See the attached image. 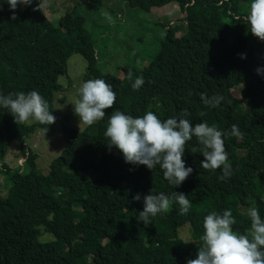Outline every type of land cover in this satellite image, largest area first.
<instances>
[{
  "label": "trees",
  "instance_id": "1",
  "mask_svg": "<svg viewBox=\"0 0 264 264\" xmlns=\"http://www.w3.org/2000/svg\"><path fill=\"white\" fill-rule=\"evenodd\" d=\"M43 1L18 6L13 20L7 0H0V94L36 90L53 114L54 96L65 87L59 78L77 54L86 63L84 80L111 84L116 103L92 126L63 125L65 146L45 174L25 140L38 129L51 132L53 123L17 124L0 107V172L7 182L5 195L0 191V264H187L196 258L203 218L211 211L230 209L237 221L233 229L241 234L250 231L251 223L242 207H256L264 218V41L252 35L245 20L251 0H171L184 11L183 22L158 18L164 34L156 50L147 62V56L141 57L146 62L141 67L122 66L120 75L102 70L98 40L86 29L79 4L53 23ZM166 1L131 0L135 6L130 8L149 12ZM129 71L134 78L144 77L139 90L132 89ZM201 93L224 100L208 107ZM185 109L193 124L207 122L226 132L237 120L242 135L224 141L233 171L228 180L218 179L220 169L201 167L204 157L195 137L182 157L193 172L179 186L169 185L159 166L151 170L126 163L116 147L107 145L104 132L116 110L133 117L153 111L163 120ZM13 140L20 142L25 157L23 171L4 161ZM81 166L91 172L87 179L78 172ZM161 192L184 193L191 201L188 213L181 215L173 203L171 211L152 217L151 223L138 221L143 197ZM137 193L139 201L133 199ZM186 223L188 243L179 236Z\"/></svg>",
  "mask_w": 264,
  "mask_h": 264
},
{
  "label": "clouds",
  "instance_id": "2",
  "mask_svg": "<svg viewBox=\"0 0 264 264\" xmlns=\"http://www.w3.org/2000/svg\"><path fill=\"white\" fill-rule=\"evenodd\" d=\"M7 4L12 10L10 19L15 20V9L21 5H31L32 0H7ZM102 15L108 22L114 23L110 13L104 11ZM245 20L252 35L264 41V0H251ZM239 55L244 58V54ZM260 71L257 69L258 73ZM127 79L133 81V90H139L145 83L143 76L134 78L132 71L128 72ZM200 98L208 107H219L224 100L219 94L208 96L201 93ZM115 103L116 93L111 84L101 78L90 79L79 88L74 113L79 116L80 123L92 126L103 120L105 109L113 108ZM0 107L7 109L17 124L34 121L47 126L56 120L48 101L36 90L0 94ZM189 116L186 109L178 117L163 120L153 111L133 117L116 110L108 119L104 136L109 148L116 147L126 163L144 165L151 170L159 166L171 186L181 185L193 172L191 167L185 166L182 157L187 142L195 137L200 145L199 152L204 157L201 167L210 171L220 169L222 174L218 179L228 180L233 171L224 141L227 136H241L239 126L233 124L231 130L226 132L207 122L193 124L187 118ZM46 131L47 127L44 129ZM196 151V148L192 149L193 153ZM133 199L139 201L140 194H135ZM143 201L144 207L137 219L145 225L151 223L152 217L171 211L173 203L179 205L181 215L187 214L191 208V201L181 192H172L171 195L150 193L143 197ZM246 215L250 218V231L241 234L233 229L237 221L230 209L207 214L203 218L202 244L198 247L196 258L189 259L187 264H264V218L256 207H250Z\"/></svg>",
  "mask_w": 264,
  "mask_h": 264
},
{
  "label": "rangeland",
  "instance_id": "3",
  "mask_svg": "<svg viewBox=\"0 0 264 264\" xmlns=\"http://www.w3.org/2000/svg\"><path fill=\"white\" fill-rule=\"evenodd\" d=\"M98 2V3H96ZM79 4L78 13L85 18V27L98 40L101 68L104 72L120 75V68L125 65L141 67L145 64L150 53L156 47L164 34L160 21H169L177 24L183 22L184 11L174 1H166L161 6H155L149 12L144 10H133L131 0H44L42 8L45 16L57 23L58 19L74 4ZM134 4H136L134 2ZM249 10V9H248ZM104 11L111 14L114 23L102 15ZM159 18V19H158ZM182 32H178V35ZM141 55V56H140ZM146 62L141 61V57ZM140 56V57H139ZM86 74V63L80 55H72L67 62V73L59 78V83L65 86L55 94L53 101V115L56 117L51 132L36 130L26 138L25 144L37 153V168L42 173H47L49 165L65 146L62 138V126H70L82 130L85 125L80 123V118L74 113V104L78 99L79 88ZM70 80V87L67 81ZM240 95L239 91H234ZM237 120L232 119L231 125ZM20 142H10L4 161L11 169L24 170L25 157L20 150ZM1 167V166H0ZM83 179H87L91 172L84 166L78 169ZM7 182L3 173L0 172V191L5 195ZM42 203L46 204L47 199ZM243 211L247 207L241 208ZM179 236L183 241L191 240V231L188 223L179 229ZM49 238V237H46Z\"/></svg>",
  "mask_w": 264,
  "mask_h": 264
}]
</instances>
